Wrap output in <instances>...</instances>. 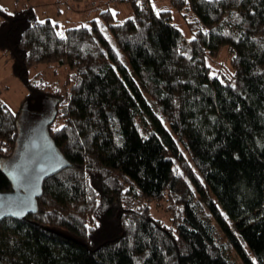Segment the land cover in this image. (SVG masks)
I'll list each match as a JSON object with an SVG mask.
<instances>
[{"label": "trees", "instance_id": "obj_1", "mask_svg": "<svg viewBox=\"0 0 264 264\" xmlns=\"http://www.w3.org/2000/svg\"><path fill=\"white\" fill-rule=\"evenodd\" d=\"M117 1L130 16L104 10L63 36L29 6L0 9V48L30 93V66L68 70L63 95L20 104L53 111L66 165L33 213L0 220V264H264V0H170L190 38L170 10ZM223 45L230 71L209 74ZM17 126L0 102V191Z\"/></svg>", "mask_w": 264, "mask_h": 264}, {"label": "rangeland", "instance_id": "obj_2", "mask_svg": "<svg viewBox=\"0 0 264 264\" xmlns=\"http://www.w3.org/2000/svg\"><path fill=\"white\" fill-rule=\"evenodd\" d=\"M148 1L155 12L170 10L171 22L185 38H190V33L180 13L171 7L170 0ZM29 5L32 6L39 21L48 19L51 23L55 22L59 33H62L65 28L86 26L88 24L86 21L91 19H95L101 24L99 14L104 10L111 14L113 22H120L131 15L129 4L117 0H0V9L7 13H13ZM1 21L2 18L0 17V23ZM101 28L109 44L115 47L109 32L102 26ZM118 54L120 55V53ZM204 62L208 67L209 74L230 71L229 55L225 45L219 48L216 57H205ZM125 65L128 66L126 60ZM67 74L68 70L65 65L42 62L30 66L27 71L30 86L39 89L30 93V89L13 73L11 57L0 48V102L12 113H17L18 122L22 113L19 111L22 100L28 98L33 103L39 96L37 93L46 96L56 92L60 96L63 95L68 89V85H65ZM57 126H59L58 121L51 124L52 129ZM149 214L164 225L168 226L170 224L162 201L151 202L149 204Z\"/></svg>", "mask_w": 264, "mask_h": 264}, {"label": "water", "instance_id": "obj_3", "mask_svg": "<svg viewBox=\"0 0 264 264\" xmlns=\"http://www.w3.org/2000/svg\"><path fill=\"white\" fill-rule=\"evenodd\" d=\"M53 118V111L43 106L25 117L21 113L13 152L3 164L10 189L0 191V220L33 213L43 180L66 165L48 133Z\"/></svg>", "mask_w": 264, "mask_h": 264}, {"label": "snow or ice", "instance_id": "obj_4", "mask_svg": "<svg viewBox=\"0 0 264 264\" xmlns=\"http://www.w3.org/2000/svg\"><path fill=\"white\" fill-rule=\"evenodd\" d=\"M113 15H115V13H113ZM38 23H40V24H43L44 23V21H38ZM54 24H55V22H53ZM84 27H86V26H84ZM58 35H61V36H63V33H58Z\"/></svg>", "mask_w": 264, "mask_h": 264}, {"label": "built area", "instance_id": "obj_5", "mask_svg": "<svg viewBox=\"0 0 264 264\" xmlns=\"http://www.w3.org/2000/svg\"><path fill=\"white\" fill-rule=\"evenodd\" d=\"M140 1L146 3V0H140Z\"/></svg>", "mask_w": 264, "mask_h": 264}, {"label": "crops", "instance_id": "obj_6", "mask_svg": "<svg viewBox=\"0 0 264 264\" xmlns=\"http://www.w3.org/2000/svg\"><path fill=\"white\" fill-rule=\"evenodd\" d=\"M29 7H31L32 8V6L31 5H29ZM33 9V8H32Z\"/></svg>", "mask_w": 264, "mask_h": 264}]
</instances>
